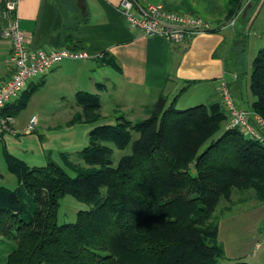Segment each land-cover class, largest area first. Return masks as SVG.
<instances>
[{
    "label": "trees",
    "instance_id": "16d2710c",
    "mask_svg": "<svg viewBox=\"0 0 264 264\" xmlns=\"http://www.w3.org/2000/svg\"><path fill=\"white\" fill-rule=\"evenodd\" d=\"M225 1L226 21L243 0ZM249 78L250 111L264 119V44ZM29 86L5 113L26 106ZM77 102L81 111L70 123L100 118L97 94H79ZM146 114L130 126L116 116L94 127L87 145L74 151L76 163L49 158L30 167L4 154L17 185L0 182V264H223L219 220L230 206L221 202L233 205L236 193L247 201L246 191L264 202V142L223 128L221 100L177 109L160 94ZM127 146L115 161L114 148ZM67 194L88 208L58 223Z\"/></svg>",
    "mask_w": 264,
    "mask_h": 264
},
{
    "label": "crops",
    "instance_id": "0c3cea01",
    "mask_svg": "<svg viewBox=\"0 0 264 264\" xmlns=\"http://www.w3.org/2000/svg\"><path fill=\"white\" fill-rule=\"evenodd\" d=\"M136 1L142 4L161 2L167 8L190 12L173 8L163 0ZM120 2L17 0L19 26L30 48H71L84 51L86 56L64 59L30 83L27 103L36 95L42 100L51 99L55 106H67L62 110L66 118L60 123H53L32 113L37 116L35 130L25 132L31 115L23 121H18L13 115L12 127L16 133L7 132L0 136L3 158L8 153L30 167L44 166L49 158L86 146L90 130L116 121L115 110L123 113L131 107L150 106L160 94L167 97L168 103L174 101L175 105L181 97L185 98L182 103L198 105L216 102L221 100L220 83L223 80L229 90L231 86L230 93L233 92L242 107L246 97L248 108H241L234 101L236 107L251 110L253 98L250 97L249 79L244 83L239 80L242 72L238 69V59L233 57L230 66L226 63L232 56L229 55L232 45L236 43L235 25L214 24L209 31L179 45H172L161 37L145 36L130 28L120 12ZM244 39L239 40L243 53L247 48L246 37ZM239 50L233 49V56ZM11 72L9 42L0 35V83L6 81ZM82 93L98 95L100 118L93 122L70 123L81 110L77 97ZM60 111L55 109L47 115L55 119L54 115ZM3 179L15 180V177L8 170H2L0 182ZM224 219L222 216L219 222ZM220 231L221 224L218 233ZM263 231L264 228L254 235L243 252L246 260L237 262L264 264V244L252 253ZM224 250L229 259L225 246Z\"/></svg>",
    "mask_w": 264,
    "mask_h": 264
},
{
    "label": "rangeland",
    "instance_id": "374dc122",
    "mask_svg": "<svg viewBox=\"0 0 264 264\" xmlns=\"http://www.w3.org/2000/svg\"><path fill=\"white\" fill-rule=\"evenodd\" d=\"M167 5L184 10V11H195L200 16L205 17L207 20L213 22L215 26H223L224 24L235 25L234 34L236 37V43L232 45V50H240L233 56L232 50L229 55H232L226 61L227 66H230V62L234 59H238L237 65L239 71L242 72V78L239 80L244 83L249 78L253 59L256 56L258 50L263 46L264 42V0H243L238 13L230 18L229 20L224 19L226 8L225 0H163ZM223 11V14L218 12ZM233 23V25H232ZM221 24V25H220ZM237 29V30H236ZM236 30V31H235ZM247 48L244 49V53L240 47L239 40H245ZM234 57V59H233ZM229 87V86H228ZM230 90L231 86H230ZM232 93L233 101L237 106L241 108H248L246 97H244V102L242 107L235 96ZM249 95V92H247ZM252 95V94H251ZM254 99L253 95L250 96ZM185 98L181 97L177 103V109H184L190 106L196 105V103H182ZM218 102V101H217ZM171 103V102H169ZM168 103V104H169ZM151 106V105H150ZM67 106H55L52 104L51 99H41V97L34 96L27 105L15 112V116L18 121H23V119L28 118L32 113L38 114L40 118L45 117L49 122L60 123L66 118L64 111ZM101 108V107H100ZM149 105L145 107H131L125 110L123 113L116 111V115L122 118L125 124L129 123L133 125L136 121L142 120L147 117L146 110ZM55 109H60L61 111L50 117L47 115L52 113ZM81 109V108H80ZM81 111V110H80ZM100 111V110H99ZM249 111V110H248ZM226 125V121L223 122V128ZM128 129L132 135V138H136L138 134L129 127ZM130 146H127L123 150L114 148V160L116 161L122 154L128 152ZM54 161L64 165L66 162H78L77 154L73 152L72 154L60 153L55 158ZM6 170V163L3 158V154L0 150V171ZM5 186L13 189L16 187L17 182L15 180L3 179L2 182ZM248 193V194H247ZM248 197L247 201H240L246 199L242 195H232V203L229 201H222L223 206H230L222 212L220 218H225L219 222L221 224V231L218 233V240L227 248V254L230 258L224 257L222 260L223 264H235L239 260H246V255H244L245 249L249 246L251 239L256 235L260 229L264 228V202H258L252 198V191H246L245 195ZM235 203V204H234ZM254 206V207H253ZM88 206L76 200L71 195H65L59 201V206L57 209V222H73L76 218V213L80 209H86ZM218 209V208H217ZM246 210V212H244ZM229 216V217H228ZM228 217V218H227Z\"/></svg>",
    "mask_w": 264,
    "mask_h": 264
},
{
    "label": "built area",
    "instance_id": "2783aa9c",
    "mask_svg": "<svg viewBox=\"0 0 264 264\" xmlns=\"http://www.w3.org/2000/svg\"><path fill=\"white\" fill-rule=\"evenodd\" d=\"M17 0H3L0 5V35L9 42L10 77L0 83V136L16 133L13 116L4 107L13 102L39 75H42L67 58H84L86 53L71 48H30L16 13ZM120 12L126 24L145 36L161 37L172 45H179L197 34L214 28V23L197 13L180 12L167 8L161 2L139 3L121 0ZM231 25V24H230ZM233 25V23H232ZM221 104L227 115L225 128H239L250 139L264 142V119L253 111L236 107L225 80L220 83ZM37 116L31 115L25 132L35 130ZM264 244V231L255 242L252 253Z\"/></svg>",
    "mask_w": 264,
    "mask_h": 264
}]
</instances>
